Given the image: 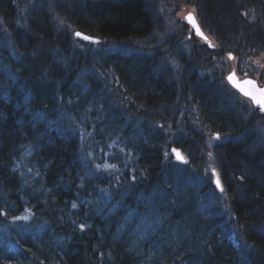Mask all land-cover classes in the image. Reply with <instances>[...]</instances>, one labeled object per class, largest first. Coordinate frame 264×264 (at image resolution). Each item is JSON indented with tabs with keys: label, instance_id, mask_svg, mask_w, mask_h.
<instances>
[{
	"label": "trees",
	"instance_id": "1",
	"mask_svg": "<svg viewBox=\"0 0 264 264\" xmlns=\"http://www.w3.org/2000/svg\"><path fill=\"white\" fill-rule=\"evenodd\" d=\"M31 1L0 0V264H264V112L225 76L264 81V0Z\"/></svg>",
	"mask_w": 264,
	"mask_h": 264
},
{
	"label": "bare ground",
	"instance_id": "2",
	"mask_svg": "<svg viewBox=\"0 0 264 264\" xmlns=\"http://www.w3.org/2000/svg\"><path fill=\"white\" fill-rule=\"evenodd\" d=\"M103 40L101 39V41L99 42V43H101ZM114 62L116 63V64H122L123 62H122V60L121 59H118V58H115L114 59ZM229 73V69L227 70V72H226V76H227V74ZM227 78V77H226ZM181 132V131H180ZM182 136L183 135H185V138L187 137V135L186 134H182V133H180ZM184 157V160H185V162H183L184 164L185 163H187V157L186 156H183ZM174 159V158H173ZM175 160V159H174ZM176 161V160H175ZM169 166H167V165H165L164 166V170H163V172H162V174H167L168 173V171H169ZM193 171L195 172V170L193 169ZM197 172V171H196ZM153 182L154 181H150V182H148V183H144V184H141L140 186H139V188L140 189H145L147 192H146V194H145V199H146V202H148V203H151V204H153V203H155V201L158 199V197L160 196V197H167L169 194H173L174 193V191H176V189H178L179 191L178 192H180V190H182L183 191V189L185 190V185L183 184V186L181 185L182 184V180L181 179H179V178H176V179H174L170 184L173 186V188H172V192L171 193H169L168 192V189H162V190H157V185H153ZM175 194V193H174ZM189 197L186 199V200H184V202L185 203H192V204H194V205H197L199 202H197V201H199L200 200V195H197V199H196V197L195 196H193V195H188ZM216 202H220V201H216ZM209 210H211V212L213 213V215L214 216H216L217 217V219L216 220H218L220 223H218L219 224V227H222V226H226V225H231L232 224V220H231V218L229 217V213L227 212V207H226V205H224V206H216V207H211V208H209ZM256 213V212H255ZM228 237H230L229 239H228V241L231 239L232 241H233V238L235 237V236H233V235H231V236H228ZM175 240H177L178 242H179V246H181V244H182V240L176 235L175 236V238H174ZM162 240V241H161ZM159 241H161V242H164V237H162L161 236V239H159ZM227 241V242H228ZM223 244H225V241H224V239L218 234V240H217V242L214 244V247L215 248H217V247H221V246H223ZM178 246V247H179ZM237 247H239V250H240V252H241V257H242V254H248L249 256H250V258H249V263L250 264H253L254 262H256V259L258 260V258L259 257H261V255L263 254V253H261L258 249H256L255 247H252V246H249V247H245V246H243V245H237ZM178 253H179V256H180V258L179 259H174V262H177V261H179L180 259L181 260H183L184 261V257H183V254H182V252H179V250H178ZM254 261V262H253ZM180 264H181V262H180ZM197 264H203L202 262H197ZM241 264V263H240ZM242 264H243V261H242Z\"/></svg>",
	"mask_w": 264,
	"mask_h": 264
},
{
	"label": "water",
	"instance_id": "3",
	"mask_svg": "<svg viewBox=\"0 0 264 264\" xmlns=\"http://www.w3.org/2000/svg\"><path fill=\"white\" fill-rule=\"evenodd\" d=\"M189 17H191V18H189ZM185 20H186L189 24H191V25L194 27L196 33H197L199 36H201V37H203V38L206 37L205 33H204L203 30L201 29V27H200V25H199V23H198V21H197L195 15H194L193 13H189V14H187L186 17H185ZM197 29H199V30H197ZM77 32L81 33V36H80L79 38H81V39L84 40V41L91 42V43H97V42L100 41V39H98V38H96V37H92V36H90V35H88V34H86V33H83V32H81V31H77ZM77 32H76V33H77ZM201 33H203V35H201ZM84 37H88L89 39H84ZM231 56H232V55H231ZM232 57H233V56H232ZM233 73H234L233 80H232V81H229V80H228V81L231 83V85H232L237 91H239V92L241 93V95H243V96H245V97H247V98H250V99L253 101L254 105H255L257 108H261V106H260L259 104H257L256 101L253 100L251 96H246L244 93H245V92H251L253 95H255V96L257 97V99L264 100V96H262L261 93L259 92V89H260V88H264V86H263V87H260V86L258 85V82H257L255 79L251 78V77H245V78H243V79H240V77L237 75V73H236L235 70H233L229 75H231V74H233ZM229 75H228V76H229ZM228 76H227V77H228ZM249 80L254 81L255 84H249V83H247V81H249ZM174 150H175V151H174ZM171 153H172V155H173V157H174V159H175L176 161H179V162H185L184 157H183L184 155H183V153L181 152L180 149H177V148L173 147V148L171 149ZM217 180H219V178L216 176V177H215V183H216ZM219 182H220V180H219ZM216 185H217V183H216ZM221 187H222V186H221V182H220V186H219L218 188L221 189Z\"/></svg>",
	"mask_w": 264,
	"mask_h": 264
},
{
	"label": "snow or ice",
	"instance_id": "4",
	"mask_svg": "<svg viewBox=\"0 0 264 264\" xmlns=\"http://www.w3.org/2000/svg\"><path fill=\"white\" fill-rule=\"evenodd\" d=\"M189 18H191V17H189ZM197 30H199V29H197ZM75 35H76L77 37H80V36H81V33L77 32V33H75ZM201 35H203V33H201ZM84 39H89V38H88V37H84ZM204 39L207 41V37H204ZM209 46H211V45H209ZM229 57H230L231 59H235V57H232L231 54H229ZM233 76H234V73L231 74V75H229V76L227 77V79H228L229 81H232V80H233ZM247 83H249V84H255V82L252 81V80L247 81ZM259 92L261 93L262 96H264V88H260V89H259ZM244 94H245L246 96H251L252 99L255 100L256 103L259 104V105L261 106V110H264V100L257 99V97H256L255 95H253L251 92H245ZM215 139H217V140L220 139V135H219V133L216 134ZM174 151H175V150H174ZM97 167H99V165H98ZM133 179H135V177H133ZM240 179L242 180L243 177H240ZM216 183H217V186L219 187V186H220V182H219V180H217ZM220 190L223 191V188L221 187ZM72 207H76V205L73 204ZM80 228L83 229V228H84V225L81 224V225H80ZM262 230H264V229H262Z\"/></svg>",
	"mask_w": 264,
	"mask_h": 264
},
{
	"label": "rangeland",
	"instance_id": "5",
	"mask_svg": "<svg viewBox=\"0 0 264 264\" xmlns=\"http://www.w3.org/2000/svg\"><path fill=\"white\" fill-rule=\"evenodd\" d=\"M69 1L70 0H66V2L65 3H63L64 5L66 4V3H69ZM36 2H39V0H33V1H31V6H34V8H33V10H37L35 7H37V5L35 4ZM47 2H48V0H47ZM66 5H68V4H66ZM178 12V11H177ZM182 14H183V10H180L179 12H178V15H180L181 17H182V19H183V16H182ZM62 22V21H61ZM63 23V22H62ZM188 35H190V36H192V35H194V36H196V34L195 33H189ZM197 37V36H196ZM260 66V68H264V64H262V65H259ZM225 76H226V74H225ZM176 191L178 192L179 190L178 189H176Z\"/></svg>",
	"mask_w": 264,
	"mask_h": 264
}]
</instances>
